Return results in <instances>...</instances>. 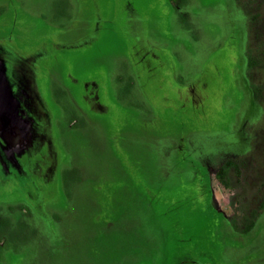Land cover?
I'll return each instance as SVG.
<instances>
[{"label":"rangeland","instance_id":"374dc122","mask_svg":"<svg viewBox=\"0 0 264 264\" xmlns=\"http://www.w3.org/2000/svg\"><path fill=\"white\" fill-rule=\"evenodd\" d=\"M132 1L136 8L146 9L144 32L150 42L167 50L176 79L186 82L205 70L209 91L197 109H177L174 97V107L163 112L152 109L138 93L124 95L116 78L129 73L122 58L124 39L117 23L103 25L97 42L75 56L107 69L110 95L104 97V104L110 114L97 117L93 129L67 132L65 177L54 206L60 219L56 237L48 241L30 234L26 244L27 233L17 234L15 264H264V247L256 254L250 252L259 246V238L258 242L246 237L237 240L226 227L212 228L199 217L183 226V232L193 238L191 245L180 240L177 246L172 228L147 194H164L173 201L193 191L187 187L192 176L189 163L174 151L180 137H186L190 146L186 154L196 167L206 163L216 169L228 159L222 158L217 145L220 135L206 138L205 133L224 129L228 119L223 102L235 106L246 93L251 123L245 121L239 134L248 139L250 149L241 161L243 169H260L264 176V166L259 165L264 164V0ZM68 2L73 15L79 1ZM109 2L115 9L116 0ZM230 2L234 11L228 13ZM59 12L58 0H0V37L8 35L17 20L19 34L27 40L44 31L56 33L64 43L80 38L85 33L83 20L90 18L88 10L76 23H69ZM104 13L110 14L107 9ZM234 67L241 68L236 73L239 85ZM211 73H220L222 94L209 80ZM161 88L159 78L149 84L152 94ZM109 135L117 137L118 149L109 143ZM211 154L215 158L204 162ZM252 155H258L259 164L249 161ZM221 192L219 188L217 193ZM226 203L227 197L220 195V205L229 210ZM259 229L264 238V217Z\"/></svg>","mask_w":264,"mask_h":264},{"label":"flooded vegetation","instance_id":"af4514ba","mask_svg":"<svg viewBox=\"0 0 264 264\" xmlns=\"http://www.w3.org/2000/svg\"><path fill=\"white\" fill-rule=\"evenodd\" d=\"M58 1L62 11L59 16L67 18L69 23H76L78 17L88 10L90 18L83 20L85 33L80 38L64 43L58 40L56 33L44 31L27 40L23 34H19L17 20L13 21L11 32L0 37V45L16 54L13 60L16 74L11 83L17 94V110L26 114L27 118L31 117L36 129L32 145L23 151L8 147L6 140L0 137V264H15L14 260L18 257L17 234L27 233L26 241L23 240L26 244L30 234L44 236L48 241L56 237L60 219L54 206L62 189L61 178L65 177L62 175L67 158L65 136L70 130L93 129L97 117L110 114L109 107L104 104V97L110 95L107 69L92 61L91 64L82 62L75 56L76 52L97 42L103 25L117 23L116 29L124 39L122 58L129 73H120L116 77L124 95L138 93L147 99L152 109L163 112L174 107V97L179 103L175 105L179 110L184 111L189 107L197 109L209 91L205 70L186 82L180 83L176 79L175 64L167 50L150 42L144 32L146 9L136 8L132 0H116L115 9L109 0H75L79 4L73 15L69 0ZM226 7L228 13L232 12L231 2ZM106 9L109 15L104 13ZM230 25L233 29L235 24ZM239 70L241 68L234 67L232 71L237 85L236 73ZM209 77L222 94L224 89L220 73H211ZM158 78L163 88L154 96L149 84ZM248 99L246 93L235 106L224 101L223 108L228 119L226 127L216 133H205L206 138L220 135L217 138L221 142L217 144L222 150L220 154L222 158H228L222 165L216 169L206 163L196 167L193 160L187 157L190 146L186 137H180L174 151L179 159L189 163L192 176L189 182L191 187H187L193 191L185 192L180 200L173 201L170 196L152 195L147 191L152 203L159 207L160 216L172 228L170 232L176 235L173 239L177 246L180 240L191 245L193 238L183 232V226L190 218L199 217L212 228L226 227L237 240L246 237L256 242L259 238V246L250 251L252 254L264 247V238H261L259 229L264 217V176H260V169H243L241 161L250 149L248 139H242L239 134L245 121L251 123L250 106L245 105ZM178 118L183 121L181 116ZM180 130L184 132L183 128ZM236 135L239 139L235 138ZM109 143L119 148L115 135H109ZM215 156H206L204 162ZM257 157L252 155L249 161L259 164ZM259 165L264 166L263 163ZM219 188L222 190L220 195L227 197L226 204L231 206L229 210L220 205ZM182 232L183 237H178ZM181 264L207 263L185 261Z\"/></svg>","mask_w":264,"mask_h":264},{"label":"water","instance_id":"95a60500","mask_svg":"<svg viewBox=\"0 0 264 264\" xmlns=\"http://www.w3.org/2000/svg\"><path fill=\"white\" fill-rule=\"evenodd\" d=\"M15 52L0 45V137L8 147L25 150L32 145L36 129L34 120L17 110V94L12 87L15 76Z\"/></svg>","mask_w":264,"mask_h":264},{"label":"trees","instance_id":"16d2710c","mask_svg":"<svg viewBox=\"0 0 264 264\" xmlns=\"http://www.w3.org/2000/svg\"><path fill=\"white\" fill-rule=\"evenodd\" d=\"M251 66H253L254 65V63L253 64H250ZM258 94H261V91L260 92H258Z\"/></svg>","mask_w":264,"mask_h":264}]
</instances>
